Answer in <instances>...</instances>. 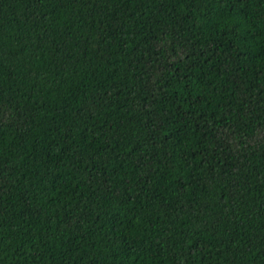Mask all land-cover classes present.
Returning a JSON list of instances; mask_svg holds the SVG:
<instances>
[{
	"label": "trees",
	"instance_id": "1",
	"mask_svg": "<svg viewBox=\"0 0 264 264\" xmlns=\"http://www.w3.org/2000/svg\"><path fill=\"white\" fill-rule=\"evenodd\" d=\"M0 264H264V0H0Z\"/></svg>",
	"mask_w": 264,
	"mask_h": 264
}]
</instances>
